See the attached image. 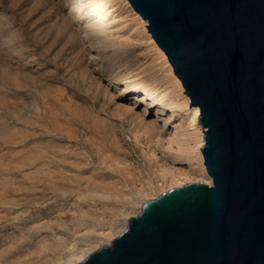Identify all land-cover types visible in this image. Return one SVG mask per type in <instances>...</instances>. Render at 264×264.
Segmentation results:
<instances>
[{"label":"rangeland","instance_id":"374dc122","mask_svg":"<svg viewBox=\"0 0 264 264\" xmlns=\"http://www.w3.org/2000/svg\"><path fill=\"white\" fill-rule=\"evenodd\" d=\"M146 29L121 0H0V264H78L124 232L143 201L176 188L149 172L121 128L142 121L161 139L158 155L174 137L173 148L186 141L197 157L203 128L190 126L184 89ZM117 140L126 157L103 149ZM64 157L83 176L107 166L118 190L53 192L45 162ZM71 168L59 167L73 178ZM186 174L183 185L203 183ZM75 200L86 201L78 211Z\"/></svg>","mask_w":264,"mask_h":264},{"label":"water","instance_id":"95a60500","mask_svg":"<svg viewBox=\"0 0 264 264\" xmlns=\"http://www.w3.org/2000/svg\"><path fill=\"white\" fill-rule=\"evenodd\" d=\"M200 110L211 185L143 201L78 264H264V0H128Z\"/></svg>","mask_w":264,"mask_h":264},{"label":"bare ground","instance_id":"6f19581e","mask_svg":"<svg viewBox=\"0 0 264 264\" xmlns=\"http://www.w3.org/2000/svg\"><path fill=\"white\" fill-rule=\"evenodd\" d=\"M121 1L125 4V6L127 7L128 11L131 14H133L135 17H137L139 20H141V23L143 24V26H145L147 28V21H144V19L138 14V12L135 11V9L132 7V5L130 4V2L128 0H121ZM70 17H71V14H65V15H63L62 18L63 19H68ZM161 54H162L163 58H165V54H164L163 51H161ZM168 64H169V62H168ZM140 69H142V68L140 67ZM172 74L174 76L173 78L176 81V83L178 82V84L179 83L181 84L180 80L174 75V73H172ZM143 82H144L143 84H144L145 87L146 86H148V87L150 86V88H152V89H156V88L158 89L159 88V85H158L159 82L157 84V83H155V81L154 82H151L150 80L145 79V78H144ZM160 87H162L163 89H166L167 88V85L166 84H163ZM185 105L188 107L187 110H188L189 117H190V123H191L190 126H195L196 125V127H199L200 126V122H199L200 110H199V108L198 107H191L190 108V99L186 95H185ZM129 121H131V120H128L127 119L125 122H127L128 124H131ZM131 122H133V121H131ZM141 123H142V121H141ZM141 123H138V124L137 123L136 124H133L132 123L134 125V127H131V129L127 127L128 129L125 128V130H123L121 128V130L119 131L120 132V135L121 136H124L125 133H127V135L129 133H131V137H130L131 142H135L136 143V145H135L136 147L134 146L135 149L136 148L139 149V152H137V153H139V155L141 157H143V159L147 163V166L149 167V172H151V174L153 176H156V177L158 176V179L159 178L161 179V181H162L161 184L162 185H165V184H163V180H166V181L168 180L170 186L173 185L175 187H179V186L183 185V181L179 180V177L186 176L187 175L186 173L188 171L195 172L197 174V176H199L200 179L203 181V183H205L207 185H210L211 184V178H210V176L207 175L208 173L206 171V168H205V165H204V160H203V155H202V152H201L202 151L201 148L204 146V128L201 131V136H199V140H196L197 141V148L196 149L198 150L197 153L199 155V156L198 155H196V156L198 158L193 156L192 151L190 150V147L191 146L189 147V144L186 141H185V144H182V145H180V144L177 143L176 148H173V145L172 144L175 142L174 137L173 138L171 137V139H169L167 145L164 147V150L162 151V153H160V155H161L160 156V155H158V153H156V150H157V148H161L162 147L161 139L160 138L159 139L158 138L157 139H154L158 133L156 134L154 132V130H152L149 127H146L144 123H143L144 125L141 124ZM124 124H126V123H124ZM128 124H127V126H128ZM190 126H188V127H190ZM123 127H124V125H123ZM136 127L137 128L138 127H141V129L138 130L139 128L137 129ZM135 128L138 131H142L143 132V133H141L142 135L137 134L134 131ZM107 129H108L107 136L110 137L112 135V139L114 140V135H117L119 132H116L115 130L112 131V129H110V128H107ZM98 134H99V132H98ZM100 135H101V133H100ZM110 141H106V142H109V143L105 144L106 146H104L103 149H106L107 148L106 149L107 151H111L114 154H120V155H124L125 154V157H126V155L128 154V152H124L123 151V149L121 148V146H119L118 140L115 141V142H110ZM103 149H102V152H103ZM135 149H133V150H135ZM58 152H60V151L55 150L54 154H57ZM58 158H60V157H58ZM143 159H142V161H143ZM40 162H41L40 159H38V158L37 159L36 158L34 159L35 166H39ZM45 163H46V166H48L50 169L52 167L51 171L48 172L49 175H48V177H46L47 178L46 182L48 184L47 186L49 187V189L52 190L53 192H55L56 190H58V191L63 190V188L59 190L60 186L61 187L62 186L65 187V186L71 185V186H68V187L71 188V189H73V191L75 193V196H76V194L77 195H80V192H82V191L96 190L94 192H97L98 191L97 189H100V188H105L106 190H108L110 188L111 191H113L114 189H117V186L118 185H116V184L121 183L119 181L109 180V178H107V176L111 172L113 173V170L109 169L107 166H103V168H101V171L99 173H96V174H91L90 173L87 176L86 175L83 176L82 173L84 171L83 172L80 171V166H78V165L75 164L76 166H78V168H76V166H75V169H74V165L72 163H70V161L67 162V160H66L65 157L62 158V159H60V161H58V162H55L54 160L50 159L48 162H45ZM45 163H44V165H45ZM186 163H187V167H186L187 170H185V169H183L181 167V165L184 166V164H186ZM59 167H62L65 170L67 168L68 171H72V170H70V168L72 167L75 170V174L72 173V172L71 173H72V175H75V176L73 178H71L72 176L69 175L71 173H69L68 174L69 176H67L66 175L67 172L64 173L63 171H65V170L64 169H61L60 170ZM84 169H87V168H84ZM41 172H43V171L40 170V174H41ZM114 174H115V172H114ZM38 179H39V177H38ZM39 181H42V182L45 183V181H43V180H39ZM156 181H157V179H156ZM35 182H37V181H35ZM45 191H47V189ZM88 198L89 197H87V199ZM62 199H63V201L65 200L64 198H62ZM96 199L101 200L102 203L104 204V202L105 201H108L109 198L107 196H104V195L101 196L100 195V196H97ZM75 201H76L75 204L76 205H79L78 208H77V211H78V209L81 208V204L83 205V203L86 202L85 200L84 201H82V200H79V201L78 200H75ZM89 205H91V204H89ZM89 207H91V206H89ZM44 212H46V210H44ZM44 216H46V215H44ZM84 218L85 219L88 218V221H90L91 219H89V218H93V217L90 216V217H84ZM74 246L75 245L73 244V246L71 248H68V250L70 251L69 253H73L74 252V256H75V252L76 251H73V250H75ZM76 248H78V247H76ZM78 250L79 249H77V252H78ZM80 251H82V250L80 249ZM68 254H67V256H68ZM70 255H73V254H70ZM83 255H85L84 252H83ZM86 257H87V255L85 257L84 256L83 257L77 256V257H75L76 260H73V261H75L74 263L82 262ZM72 259H74V257ZM43 264H45V263H43Z\"/></svg>","mask_w":264,"mask_h":264}]
</instances>
